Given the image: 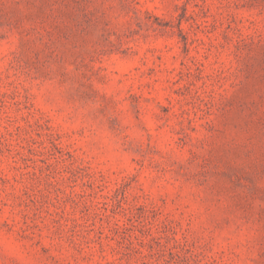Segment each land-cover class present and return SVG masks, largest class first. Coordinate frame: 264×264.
Segmentation results:
<instances>
[{
  "label": "rangeland",
  "instance_id": "obj_1",
  "mask_svg": "<svg viewBox=\"0 0 264 264\" xmlns=\"http://www.w3.org/2000/svg\"><path fill=\"white\" fill-rule=\"evenodd\" d=\"M0 264H264V0H0Z\"/></svg>",
  "mask_w": 264,
  "mask_h": 264
}]
</instances>
